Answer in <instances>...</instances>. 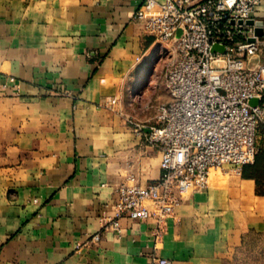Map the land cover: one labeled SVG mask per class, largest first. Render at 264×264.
Instances as JSON below:
<instances>
[{
    "label": "crops",
    "instance_id": "1",
    "mask_svg": "<svg viewBox=\"0 0 264 264\" xmlns=\"http://www.w3.org/2000/svg\"><path fill=\"white\" fill-rule=\"evenodd\" d=\"M140 4L0 0V264H264V178L251 165L214 170L159 238L155 218L108 228L117 186L161 175L159 149L128 122L155 124L170 98Z\"/></svg>",
    "mask_w": 264,
    "mask_h": 264
},
{
    "label": "built area",
    "instance_id": "2",
    "mask_svg": "<svg viewBox=\"0 0 264 264\" xmlns=\"http://www.w3.org/2000/svg\"><path fill=\"white\" fill-rule=\"evenodd\" d=\"M261 1L141 0L135 18L163 45L170 98L158 105L155 124L128 122L159 149L161 175L147 185L133 176L121 182L108 228L119 230L123 217L155 218L159 238L164 222L191 193L208 187L214 170L240 171L255 161L264 128V38L249 21H256ZM148 264L174 263L154 256Z\"/></svg>",
    "mask_w": 264,
    "mask_h": 264
},
{
    "label": "trees",
    "instance_id": "3",
    "mask_svg": "<svg viewBox=\"0 0 264 264\" xmlns=\"http://www.w3.org/2000/svg\"><path fill=\"white\" fill-rule=\"evenodd\" d=\"M248 168V171L254 178L259 182L262 178H264V149H259L255 161Z\"/></svg>",
    "mask_w": 264,
    "mask_h": 264
},
{
    "label": "water",
    "instance_id": "4",
    "mask_svg": "<svg viewBox=\"0 0 264 264\" xmlns=\"http://www.w3.org/2000/svg\"><path fill=\"white\" fill-rule=\"evenodd\" d=\"M249 23L251 24H255L256 25V29H255V34L256 36H260L262 37L263 34H264V28H263V25H264V22L263 21H254V20H251L249 21ZM251 40H254V38H252ZM213 50L216 51V50H224L223 47L219 46V45H215L213 47ZM255 101L253 100L252 103H254Z\"/></svg>",
    "mask_w": 264,
    "mask_h": 264
},
{
    "label": "rangeland",
    "instance_id": "5",
    "mask_svg": "<svg viewBox=\"0 0 264 264\" xmlns=\"http://www.w3.org/2000/svg\"><path fill=\"white\" fill-rule=\"evenodd\" d=\"M162 65H163V61H162ZM258 147L259 149H263L264 147V134L263 132L260 131L259 136H258Z\"/></svg>",
    "mask_w": 264,
    "mask_h": 264
}]
</instances>
